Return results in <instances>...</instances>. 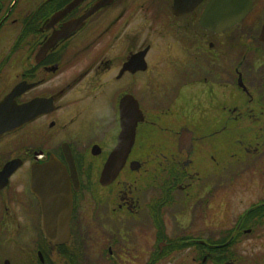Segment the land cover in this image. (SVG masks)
Returning <instances> with one entry per match:
<instances>
[{
  "label": "flooded vegetation",
  "instance_id": "flooded-vegetation-1",
  "mask_svg": "<svg viewBox=\"0 0 264 264\" xmlns=\"http://www.w3.org/2000/svg\"><path fill=\"white\" fill-rule=\"evenodd\" d=\"M198 1L0 0V101L19 85L39 109L0 136V264H264V0L224 28ZM37 170L61 181L63 243ZM252 181L219 239L185 228Z\"/></svg>",
  "mask_w": 264,
  "mask_h": 264
},
{
  "label": "water",
  "instance_id": "water-1",
  "mask_svg": "<svg viewBox=\"0 0 264 264\" xmlns=\"http://www.w3.org/2000/svg\"><path fill=\"white\" fill-rule=\"evenodd\" d=\"M98 6L99 5H96L94 8L96 9ZM252 6V0H211L204 13L202 23L207 28H212L213 25H217L219 28H224L226 25H234L250 12ZM20 90V86L17 85L0 101V136L17 130L26 122L37 116L39 112L37 103L29 102L27 104H18L16 97ZM133 136L134 133L129 134L127 132L123 135L124 141L121 146L125 147L124 144H126V146H128L127 151L130 150L133 144ZM181 140L183 145H185L184 140H186V136L183 135ZM123 151L124 149H118L116 151V156H114L116 157L115 159H118ZM60 183V180H53L52 177L48 176L45 170H37L34 173V189L44 204V214L47 223L45 232L51 240L58 244L65 242L69 235V216L62 222L64 228L51 227V225H54L58 221L61 222L59 215L54 213L55 208L51 207L53 205H59L62 202L59 196L61 194L55 196L54 191L56 189L53 188Z\"/></svg>",
  "mask_w": 264,
  "mask_h": 264
},
{
  "label": "rangeland",
  "instance_id": "rangeland-1",
  "mask_svg": "<svg viewBox=\"0 0 264 264\" xmlns=\"http://www.w3.org/2000/svg\"><path fill=\"white\" fill-rule=\"evenodd\" d=\"M241 51H239L236 55H240ZM253 60L250 59L249 63H252ZM255 72L250 73L254 74ZM257 166V164H256ZM262 166V165H261ZM260 166V169H261ZM263 167V166H262ZM260 174L259 166H257V173L256 175ZM255 176V175H253ZM260 181L263 180V175H259ZM252 178L251 176L248 177V179ZM243 179V178H242ZM247 179V178H244ZM243 182H240V184L237 186V188L240 190L237 194H233L231 190L229 191L226 188L220 187L217 192V196L215 199V203H213L211 206V209L209 210V213L207 215L200 214L199 212L191 213L183 217L182 222L186 224L187 226L185 228L195 230L196 228H212V225L215 227V230L212 229L211 231H215L216 235L214 237L216 239H219L222 236L223 232H218L219 227L221 226H227V224L231 225L235 219L236 213L240 212L243 207H248L250 203L255 201V199L259 196L260 190L263 187H260L257 183L252 185L249 184L248 187H246V184L244 185V190L242 187ZM235 192V189H234ZM232 195L234 197L232 198ZM232 198V199H231ZM85 220L90 221V218H88V213L85 215ZM228 221V223H227ZM169 222L171 224V228L174 229V225L171 223L170 217Z\"/></svg>",
  "mask_w": 264,
  "mask_h": 264
}]
</instances>
